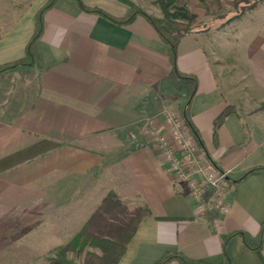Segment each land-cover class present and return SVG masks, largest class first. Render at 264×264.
<instances>
[{
    "label": "crops",
    "instance_id": "obj_1",
    "mask_svg": "<svg viewBox=\"0 0 264 264\" xmlns=\"http://www.w3.org/2000/svg\"><path fill=\"white\" fill-rule=\"evenodd\" d=\"M82 1L114 16L128 11L113 0ZM45 2L0 0V64L23 56ZM256 22L242 64L224 81L201 33L177 46V69L197 78L189 117L211 159L236 181H223L225 199L210 214L146 132L149 119L186 100L185 82L178 94L170 76L168 46L142 16L116 24L76 0H55L36 41L39 65L0 73V264L23 263L26 248L41 256L65 244L109 192L150 212L116 264H155L174 252L223 264L230 233L254 240L264 223V170L254 169L264 167V9ZM227 106L214 139V119ZM226 252L231 264H264V230L260 249L235 234Z\"/></svg>",
    "mask_w": 264,
    "mask_h": 264
},
{
    "label": "trees",
    "instance_id": "obj_2",
    "mask_svg": "<svg viewBox=\"0 0 264 264\" xmlns=\"http://www.w3.org/2000/svg\"><path fill=\"white\" fill-rule=\"evenodd\" d=\"M163 8L164 17L155 18L147 15L144 12L138 11L132 5L128 13L124 16H114L108 11L96 7L88 6L83 3L82 0H76L77 5L84 11L100 15L116 24H127L131 22L137 15L142 16L156 31L159 38L168 46L169 50V61L171 65L170 76L174 79V85L177 87L179 81H184L185 91H186V100L181 108V116L185 120L190 132L196 139L199 147L201 148L204 156L210 163V165L218 170L220 174H223L222 181H229L224 173V171L217 165L207 153L200 136L193 125L189 114V104L192 95L196 91L197 87V78L193 74H187L180 72L176 67V56H177V46L185 34L189 33L190 21L194 18L192 14H189L186 7L184 6H175L174 13H168V6L173 4L174 0H158ZM55 0H47L40 8H38L34 14V30L27 41L24 49L23 56L0 64V73L7 71L9 69H14L18 67H32L38 66L40 63V55L36 47V41L40 37L43 30V18L44 13L52 7ZM214 8L216 10H226L223 13H218L219 15L216 18H224L227 14L231 12V15L228 19L238 17L243 13L244 10L252 8L256 1L250 2L249 0H232L231 2L227 1L230 5L233 6L232 9H226L218 1H213ZM174 6V5H173ZM211 10V11H212ZM227 19V20H228ZM232 108L230 106L225 107L214 119L213 122V138L216 139L217 131L220 124L223 122L225 116L231 112ZM261 168L264 170V167H256L254 169ZM122 215L119 219L114 218L119 215ZM150 212L148 208L137 207L131 212L127 211V207L121 203V201L116 197L112 192H109L101 201L96 210L90 215L87 221L81 226V228L75 233V235L63 246L60 248V252L64 253L67 250L74 249L77 245L81 246L86 243H90L96 240L107 239L106 243L102 246L101 255H93L90 259L88 258L82 264H116L118 259L124 253L127 243L134 234L136 227L141 219L146 216H149ZM264 230V223H262L260 232L254 240L245 239L242 232L230 233L224 241V255L225 260L223 264H231V260L226 252L227 241L238 234L247 248L250 249H260L262 246V236ZM178 261L180 264H208L203 260L190 258L184 255L182 252L167 253L162 259L157 261L155 264H168L171 261ZM48 264H76L72 261L66 260L63 257L54 256L50 258Z\"/></svg>",
    "mask_w": 264,
    "mask_h": 264
},
{
    "label": "rangeland",
    "instance_id": "obj_3",
    "mask_svg": "<svg viewBox=\"0 0 264 264\" xmlns=\"http://www.w3.org/2000/svg\"><path fill=\"white\" fill-rule=\"evenodd\" d=\"M47 1V0H46ZM118 2L120 5H123L130 9L132 5L138 11L144 12L147 15L155 18H163L164 11L158 0H113ZM215 0H174L171 6H168V13L175 12V6H184L186 7L189 14L194 15L192 21H190L189 30L191 32L201 33L203 35L204 47L206 48V54L210 58L211 63L216 66L217 69L221 72V78L225 79L228 74L232 72L231 65L238 64L241 62L245 50V42L251 33L255 31L257 26V16L258 11L264 9V0H249L250 2L256 1V4L249 9L243 11L238 17L228 19L231 15V12L227 14L224 18H216L218 13H223L226 10H216L213 11ZM226 9H232L233 6L230 5L227 1L231 2L232 0H218ZM174 5V6H173ZM89 6V5H88ZM100 7L97 5H92ZM175 7V8H174ZM102 8V7H100ZM104 9V8H102ZM105 10V9H104ZM212 10V11H211ZM107 11V10H106ZM127 11V13H128ZM138 16V15H137ZM140 16V15H139ZM228 19V20H227ZM242 35H244L242 37ZM29 40V39H28ZM25 49V48H24ZM213 58V59H212ZM10 70V69H9ZM178 94L182 91V84L179 81L178 86L176 87ZM163 110V109H162ZM166 111H173L180 114L181 110L177 111L174 109H164ZM154 121L156 123H161L162 118L154 116ZM149 120L147 121L148 124ZM196 150L194 153L193 161L197 164L204 167L205 172L212 171V169L207 164L206 160L203 158V155L200 151L198 143L195 141ZM200 181V190H204V198L201 196L194 197L200 206L203 207L204 211L212 214L214 210L216 211L221 203L224 201L226 196V186L222 180L214 184H210L206 181L202 174L199 175ZM186 189V185L184 186ZM193 196V195H192ZM128 212L132 210L127 208ZM122 215L119 213L117 218L119 219ZM75 235V234H74ZM73 235V236H74ZM69 241V240H68ZM67 241V242H68ZM107 239L96 240L84 245H77L74 249L67 250L64 253L60 252V248L65 244H62L58 247L48 248L42 250L41 256H36L37 251L32 248H26L24 254V262H16L20 258L10 257L8 260L9 264H48L50 258L57 256L63 257L66 260L72 261L76 264L84 263L88 258H92L93 255L102 254V246L106 243ZM31 242V241H30ZM3 253L7 252L8 256L14 255L16 252L15 248H8L7 250L2 249ZM13 253V254H12ZM4 255V254H3ZM2 255V259L3 256ZM7 256V255H6ZM7 256V257H8ZM1 257V256H0Z\"/></svg>",
    "mask_w": 264,
    "mask_h": 264
},
{
    "label": "built area",
    "instance_id": "obj_4",
    "mask_svg": "<svg viewBox=\"0 0 264 264\" xmlns=\"http://www.w3.org/2000/svg\"><path fill=\"white\" fill-rule=\"evenodd\" d=\"M156 116L161 117L162 122H153L155 117L149 119L146 129L147 136L156 144L158 155L165 160L167 168L186 184L191 195L198 197L201 194L194 173L202 174L210 184L222 180L223 174L216 169V171L205 172L204 167L197 164V168L194 171L191 170L196 139L180 114L162 110Z\"/></svg>",
    "mask_w": 264,
    "mask_h": 264
}]
</instances>
